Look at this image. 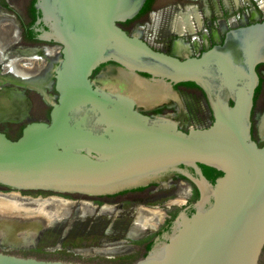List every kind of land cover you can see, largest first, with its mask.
<instances>
[{"label":"water","instance_id":"95a60500","mask_svg":"<svg viewBox=\"0 0 264 264\" xmlns=\"http://www.w3.org/2000/svg\"><path fill=\"white\" fill-rule=\"evenodd\" d=\"M145 1L36 0L37 23L46 26L38 40L58 45L53 67L57 97L48 120L28 121L17 139L0 130V184L57 194L48 198L94 197L163 187L171 178L164 172L191 167L197 176L180 171L198 190L193 212H179L166 240L131 264H259L264 247V145L253 139L252 121L256 67L264 64V21L231 28L221 43L180 58L153 49L124 29L122 23L133 19ZM109 61L127 70L120 69L112 81L91 78L93 70ZM135 72L167 81L171 94V84L194 83L211 122L182 130L181 116L141 112L149 104L140 100L155 85L147 79L131 85ZM257 127L264 141V117ZM198 165L222 175L210 183ZM21 207L0 220L19 225L20 216L36 210L31 203ZM45 228L33 231L28 242ZM0 233L8 236L4 229ZM13 235L14 245L27 238L22 231ZM0 264L89 263L0 251Z\"/></svg>","mask_w":264,"mask_h":264},{"label":"flooded vegetation","instance_id":"af4514ba","mask_svg":"<svg viewBox=\"0 0 264 264\" xmlns=\"http://www.w3.org/2000/svg\"><path fill=\"white\" fill-rule=\"evenodd\" d=\"M35 2L0 0V25L3 27L4 23H8L12 27L9 40L5 43V40L0 39V130L11 140L21 135L28 122L16 116L13 108L24 94L18 78L27 50L26 43H41L42 50L48 47L52 51V59L41 66L40 80L38 78L40 112L31 120H48L51 103L57 97L53 67L58 45L52 41L43 43L38 40L46 26L37 23L40 11L35 7ZM146 3L147 0L138 14ZM137 15L122 23L123 27L131 25L124 27L130 35L138 36L155 50L183 58L195 56L221 43L224 33L231 28L264 21V0H153L146 11ZM120 69L127 70L119 63L109 61L93 70L91 78L112 81L111 78L119 75ZM256 71L259 84L254 93L252 137L259 145H264L257 127L264 117V64L257 65ZM135 74L130 80L131 85L140 86V79H147L155 85L154 91L159 93L141 112L151 116H181L179 127L182 130L191 126L204 127L211 122V114L198 87L186 83L171 84V94L167 81L159 83L157 78L149 74ZM198 166L204 173L203 166ZM177 168L163 173L171 175L163 187L156 184L94 197L58 194L64 201L50 198L53 204L49 211L53 218L47 221H55L53 224L50 222L34 242L11 246L1 239L0 251L34 256L40 248L54 254L44 259L89 264H131L145 256L149 244L153 243V247L166 240L175 214L181 211L191 214L190 209H194L197 188L181 171L193 176H197L196 172L187 166L180 165ZM16 192L22 199L30 200L57 195L50 191L17 190L0 184V196ZM171 196L177 206L173 211L169 205ZM176 196L184 199L177 202ZM63 209L66 211L59 218L54 217ZM62 221L67 222L63 225ZM169 221L171 223L166 230ZM259 264H264V247Z\"/></svg>","mask_w":264,"mask_h":264},{"label":"bare ground","instance_id":"6f19581e","mask_svg":"<svg viewBox=\"0 0 264 264\" xmlns=\"http://www.w3.org/2000/svg\"><path fill=\"white\" fill-rule=\"evenodd\" d=\"M11 28L12 27H10V24H8V23H4L3 27H1V25H0V39L5 40V43H6V41L9 40V37L11 36V33H12ZM176 53H178V51H176ZM38 75L40 76V74H38ZM38 75H37V78H38ZM138 90H139V92L143 91L141 89H138ZM146 93L148 94V97L147 98L144 97L140 101L141 102L143 101V102H146L149 104L150 102H152L156 98L157 93L154 91V88H152V87H147ZM163 93H164V90H163ZM137 95L140 96V94H137ZM1 113H2V111H0V114ZM6 119H8V118H6ZM56 199H58V198H56ZM59 200H62V199H59ZM62 201H64V200H62ZM27 203L34 204L36 206V210L35 211L30 210V211H32V213L27 214L29 217H24V216L21 217L20 216L21 221H19V225L18 224L10 225L9 223H5V222H2L0 220V229H4V230L8 231V236L6 238L3 237V234H2L3 232L0 233V234H2L1 239L3 240V242L13 244V242L17 239L13 235L14 231L16 230V232L22 231L24 233V235L27 236V238H24V240L26 243H28V241L31 239V235L33 233L37 232L40 227H45V226L47 227V225L45 224V223H47L46 220L47 219L50 220L51 218H53V216L50 214V211H49L52 208V204H53V201L50 198H48L46 200H42V201L36 200V203H34L28 199L19 198L17 195H14V194L0 196V217H9L11 214L13 215L15 213V211L23 210L22 209L23 207H21L22 204L26 205ZM44 209L47 210V211L45 210L46 216H43L41 214V210H44ZM13 237H15V238H13ZM25 242H23V243H25ZM20 243L21 242H16L17 245Z\"/></svg>","mask_w":264,"mask_h":264},{"label":"crops","instance_id":"0c3cea01","mask_svg":"<svg viewBox=\"0 0 264 264\" xmlns=\"http://www.w3.org/2000/svg\"><path fill=\"white\" fill-rule=\"evenodd\" d=\"M40 45L41 43L39 44L36 42H29L25 45L27 50L25 51V56L22 58L23 65L18 78L19 86L24 90V94L19 97V100L14 106L12 105L13 108L15 107L14 111L16 116L22 121L26 119L29 121L40 112L38 78L41 76V66L45 64L46 61L52 59V51L48 47L42 50ZM38 74H40V76Z\"/></svg>","mask_w":264,"mask_h":264},{"label":"trees","instance_id":"16d2710c","mask_svg":"<svg viewBox=\"0 0 264 264\" xmlns=\"http://www.w3.org/2000/svg\"><path fill=\"white\" fill-rule=\"evenodd\" d=\"M152 2H153V0H147V3L145 5V7L141 10V12L138 15H140L141 13H143L144 11H146L150 7V5L152 4ZM34 34L35 33L32 31V35H34ZM186 84L196 87V85L194 83H192V82H187ZM230 104H231V102H230ZM201 166H203V168H204V175H205V177L208 178V180L211 183H214L215 179L217 177H219V176L222 175V172L221 171H218V170H216V169H214L212 167H208V166H204V165H201ZM197 198H198V191L196 190L195 199H197ZM192 212H193V208L190 209V213H192ZM175 215H177V214H175ZM170 223L171 222L169 221L168 224H167V226H166V228H165L166 230L169 228L168 225H170ZM152 245H153V243L149 244L148 247H147V249L150 250L152 248ZM148 250L145 253V255H147ZM38 251H40L41 253H45L40 248L38 249Z\"/></svg>","mask_w":264,"mask_h":264},{"label":"rangeland","instance_id":"374dc122","mask_svg":"<svg viewBox=\"0 0 264 264\" xmlns=\"http://www.w3.org/2000/svg\"><path fill=\"white\" fill-rule=\"evenodd\" d=\"M129 26H131V25H124V27H129ZM172 198H170L169 199V202H170V210L171 211H173L175 208H177V206L172 202L173 200H175V199H173V196H171ZM176 198H177V202H180V201H182L184 198L183 197H177L176 196ZM155 201V200H154ZM176 201V200H175ZM69 206H70V203H69ZM66 210H61L60 212H59V214H57L56 216L54 215V217H57V218H59L60 216H61V214L62 213H64ZM63 216H65V217H68V215L66 216V215H63ZM49 222H55V221H49ZM65 222H67V221H62V223H63V225L65 224ZM54 254L52 253V252H45V253H41L40 251L38 252V253H36V254H34V256H36L37 258H47V257H52ZM62 256H65V255H62Z\"/></svg>","mask_w":264,"mask_h":264}]
</instances>
